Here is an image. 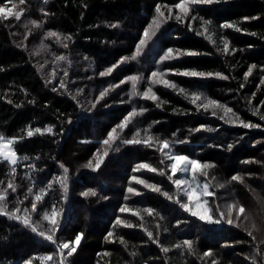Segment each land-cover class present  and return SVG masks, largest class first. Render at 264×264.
<instances>
[{
  "label": "trees",
  "instance_id": "1",
  "mask_svg": "<svg viewBox=\"0 0 264 264\" xmlns=\"http://www.w3.org/2000/svg\"><path fill=\"white\" fill-rule=\"evenodd\" d=\"M179 0H48L45 5L43 0H26L25 13L21 21L0 20V133L6 137H20L29 126L43 127L52 124L59 129L64 128V135L57 137L60 144L52 143V137L36 135L25 138L15 147L19 154L30 157L40 156L41 159L23 161L17 167L16 183L20 185L17 194L10 196L14 201L18 195L24 198L27 187L32 183L29 176L37 182H46L52 176L60 172L59 162H63L70 169V193L64 203V214L61 218V229L57 233L58 241L74 239L79 231H85L86 238L82 241L76 254L70 259L73 264H164L165 259L169 264H186L185 259L180 258L178 251L170 252L167 257L160 253L159 248L151 244L144 232L139 227L124 229L117 227L115 231L125 236L130 242L126 251L118 242L109 244L105 241L107 232L112 230V224L117 216L130 220L137 225L136 217L119 212L120 206L125 203L124 195L129 186V179L136 175L162 185L163 190L175 193V188L167 179V175L160 176L156 173L141 170L133 173L132 168L141 162L151 163L160 168L161 156L158 151L143 146H121V151L111 152L105 159V163L97 172H92L83 167L93 153L103 148L98 141L104 139L107 132L119 123L133 107L146 108L147 111L135 118L130 125L131 131L136 128H148L152 126V132L161 138L172 139L176 133L178 139H187L186 144H177L174 148L182 154L199 157L203 161L214 162L217 167L212 173L223 182L230 179L232 174L244 175L246 185L233 184L230 188L219 190L220 199L210 198L212 207L219 204L222 208L232 199L238 198L249 210L258 216H264V209L253 198V190L264 198V130L243 129L223 123L210 113L197 112L183 95L177 91L155 86L154 90L164 100L161 107H156L152 101L142 100L139 97L127 101L129 84L121 85L113 90L105 101H102L97 109L89 115L77 108L75 101L68 95H58L52 92L51 85H45L46 75L37 72L34 65L51 60V56L41 54L32 57L30 52L38 45L43 31L55 30L63 34H71L74 43L71 46L70 56L73 60L71 78L75 81L72 85L73 93L77 87L85 90L81 96L82 102L98 95L99 91L109 84L119 83L127 75L141 72L145 80L140 84V90L147 87V76L150 70L156 69L155 61L163 50L168 47L183 50H195L207 53L198 56H182L177 60L165 62V69L199 71H221L230 76L229 80L215 78L196 79L178 75H169L168 79L175 81L179 86L189 91H202L208 96L233 107L234 111L247 121L264 125L259 116L252 115V107L247 104L252 99V105L264 110V85H260L264 73V0H220L213 5L197 6L199 14L213 21L212 31L215 32L216 45L209 43L203 36H197L194 31H188L187 27L178 24L174 19L169 20L152 38L137 61L125 63L116 69L111 76L100 77L99 72L110 67L123 56H129L135 49L143 29L147 27L155 14L156 4L172 5ZM86 4L87 7H83ZM48 11L49 16L44 17L41 11ZM257 16L259 19L244 21V17ZM31 19L44 21L43 30L32 29V35L25 41L28 50L17 47V43L23 39L26 31L23 24ZM119 21L121 27L112 29L109 23ZM231 22L237 24L244 31L236 32L233 29H220L221 23ZM199 28V21L194 25ZM18 32L19 36L13 37L12 33ZM256 33V35H251ZM227 36L231 47L236 48L234 55L225 56L217 52V47H222L221 36ZM49 47L58 53H64L54 40H48ZM87 56L92 61L89 66L84 60ZM250 64H256L257 68L245 82L244 72ZM47 71H51L50 63L46 65ZM91 76L92 79H87ZM245 83L241 89L239 86ZM259 85V88H258ZM26 89L28 95L21 91ZM252 93H256L252 98ZM13 101L7 103L5 99ZM34 99L35 104L28 103ZM107 103L109 107H105ZM15 104H22L20 108ZM47 104L49 107H44ZM60 113L70 114L73 120L71 125L66 123L67 116H59ZM222 114V113H221ZM158 122V123H154ZM211 127L215 132H190L196 127ZM130 138L131 132L125 130ZM243 137V139H239ZM81 140H89L91 143L82 144ZM235 143L231 151L227 150V144ZM214 145V147H209ZM53 157H56L54 160ZM244 160H256L258 163L244 164ZM29 163H36L42 171L32 172L27 167ZM9 167L6 163H0V180L7 183ZM170 174V173H168ZM202 179V178H201ZM143 193L139 197H131L127 203L134 207H154L162 212L165 220L145 216L146 225L155 231V224L161 223L169 229L162 234L165 245H172L179 240L192 239L196 241L198 253L212 250L218 264H248L244 255L251 251V238L241 228H233L228 225H206L194 217L188 216L179 206L166 200L159 193L144 189L141 185L133 184ZM89 189L96 190L98 196L84 198L80 194ZM35 190H38L35 189ZM215 190V189H214ZM106 195L108 199L100 197ZM30 199L25 204L30 206ZM60 190L58 186L45 200V207L49 208L53 203L59 207ZM14 206V205H13ZM43 209H41L42 211ZM39 219V217H35ZM186 219L188 222L174 227L177 219ZM46 226V222H45ZM237 240L247 243L237 244ZM135 245L136 248H133ZM231 245V247H225ZM264 247V246H262ZM137 250L140 255L133 258L129 252ZM110 251V257L98 255L101 252ZM55 252V245L44 241L28 229L6 217H0V264H23V260L31 257H40ZM159 259H154V258ZM190 264H201L196 256L187 257ZM33 264H40L37 259Z\"/></svg>",
  "mask_w": 264,
  "mask_h": 264
},
{
  "label": "snow or ice",
  "instance_id": "2",
  "mask_svg": "<svg viewBox=\"0 0 264 264\" xmlns=\"http://www.w3.org/2000/svg\"><path fill=\"white\" fill-rule=\"evenodd\" d=\"M219 2L220 0H179V2H176L171 6L168 4H156L154 9L155 14L152 16L147 27L143 29V33L139 38L138 43L135 45L134 51L129 56L121 57L119 61L113 63L110 67H106L104 71H100L99 76L102 78L111 76L121 65L137 61L144 52V49L149 45L152 38L155 37L162 26L171 19H174L178 24L186 26L188 31H194L197 36H203L209 41V43L215 46V32L212 31L213 21L201 16L197 6L213 5ZM43 3L46 5L48 0H43ZM25 5L26 0H0V20L21 21L26 10L24 7ZM83 7H87V5L84 4ZM41 11L44 17L50 15L48 11H44L43 9H41ZM256 19H259V17L252 16L243 18L244 21ZM196 21H199L198 29L194 26ZM44 23V21H38L36 19L26 21L23 24L26 31L23 34V39L17 43V47L22 50H28L25 41H28L29 36L32 35V29L43 30ZM107 26L112 29H118L121 27V24L117 21L115 23H109ZM219 28L233 29L236 32L244 31L237 24L231 22L221 23ZM12 35L13 37H16L19 36L20 33L13 32ZM251 35H256V33H251ZM50 39L54 40L59 48L64 49V53H58L57 51L52 50L46 43V41ZM220 42L222 47H217V52H222L225 56H228L234 55L237 51L236 48L231 47L230 40L227 36L222 35ZM73 43V35L63 34L59 31L49 29L43 31L39 44L33 47L30 56L36 57L40 56L42 53L51 56L50 61L39 63L38 65H34V67L37 68V72L46 75L45 85H51L50 90L52 92L57 93L58 95H68L73 101H75L77 108H79L81 112H86L91 115L97 109V106L100 105L102 101H105L106 97H108L113 90L125 84L130 85V89L127 93L128 100L121 101V103L131 102L133 98L139 97L142 100L152 101L156 104V107L159 108L166 103V101H164L154 90V87L159 85L164 88L173 89L177 91V94L183 95L197 112L203 111L205 113H210L213 117H216L223 123L234 127L264 130V125L245 120L240 114L234 111L233 107L208 96L202 91H189L188 89L179 86L175 81L168 79L169 75H178L196 79L215 78L229 80L231 78L221 71L206 72L191 69L181 71L179 69H165L162 67L165 62L177 60L182 56L192 57L207 54L195 50L174 49L172 47L163 50V54L159 55V59L155 61L156 69L150 70V75L146 78L147 87H145L143 91L140 90V84L145 80V76L143 73L137 72L136 74L125 76L124 79L119 81V83L109 84L108 87L102 88L98 95L91 99L86 98L85 101L82 102L80 97L85 95V90L77 87L76 91L73 93L71 87L76 83L71 78L73 60L71 59L70 52ZM84 60L88 61L90 67L92 66V61H90L87 56L84 57ZM49 63L51 65L50 72L47 71L46 67ZM256 68V64L249 65L247 71L243 74L245 82L248 81L249 77L253 74V70ZM0 71H4V69L0 67ZM261 72L264 73V67L261 68ZM87 79L91 80L92 77L88 76ZM260 85H264V76L261 77ZM239 87L243 89L245 83H241ZM21 91L24 92L25 95H28L26 89L21 88ZM255 95L256 93H252V98H255ZM5 99L7 103H13L12 100L7 99V95H5ZM28 103L35 104L36 101L32 99L29 100ZM247 104L252 107V115L259 116V119L264 121V110L260 107L253 106L252 99H248ZM261 104L264 105V101H261ZM22 106V104H15V107L17 108ZM104 106L109 107L107 103H105ZM44 107L47 108L49 105L45 104ZM145 111H147L146 108L140 107L137 109L136 107H133L119 123L107 132L104 139L98 141L103 148V151H101L100 148H97L95 153H93L92 158L89 159L83 167L92 172H97L105 163V159L109 154L111 152L119 153L121 151V146H143L160 153V164L163 165V167L157 168L151 163L141 162L137 163L132 168V172L138 173L141 170H145L147 172L156 173L160 176L167 175V179L172 183L176 191L175 193H170L169 191L163 190L162 185L158 183L150 182L148 179L133 175L128 181L129 186L124 195L125 203L120 206L119 212L136 217L140 223L137 225L130 220L117 216L112 224V230L108 231L105 236V241L109 244L118 242L127 251L130 242L124 235L117 233L115 229L117 227L124 229L139 227L146 235L147 240L159 248L160 253L165 257H167L170 252L178 251L180 258L185 259L186 264H190L186 258L191 256L198 257L201 264H218V261L213 258L214 253L212 250L203 251L202 254L198 253L196 241L192 239H183L172 245H165L162 241V234L168 233L169 229L163 227L161 223L157 222L155 224V231H153L145 222V216L154 219L158 218L159 221L165 220V216L162 212L151 206L134 207L127 203L131 197H139L143 195V193L137 190V188L131 186L136 184L141 185L144 189L151 192L159 193L166 200L177 204L184 213L188 214V216L194 217L203 224L209 226H223L226 224L233 228H241L246 235L251 238V251L249 254L244 255V260L248 261V264H264V247H262L264 246V216H258L252 210L247 209L238 198L232 199V201L226 203L223 208L219 204L213 208L210 203V198H215L217 200L220 199L218 194L219 190L230 188L234 183L247 186L244 175L240 173L232 174L230 179L221 182L218 177L212 173V170L217 167L214 162L203 161L199 157H192L188 154H182L174 150L177 144L189 143L190 141L187 139H178L176 133H173V138L171 140L161 138L152 132V126L143 129L136 128L135 131H131L130 125H133L135 118L143 115ZM59 116H67L66 123L69 125L73 123L70 114L60 113L58 114V118ZM125 130L131 132L130 138ZM189 131L215 132L217 129L201 126L190 129ZM36 135L51 136L53 138L52 143L59 145L60 140L57 139V137H62L64 135V128L61 125L59 129H56L52 124L43 127H33L29 125L24 130L23 136L11 138L0 133V163H6L9 167L7 183L5 184L4 181L0 180V217H6L9 221H14L20 224L22 228L30 230L35 235L41 237L44 241L55 245L54 253L25 259L23 260V264H33L37 259L40 261V264H73V261L70 258L77 253L79 246L86 238L85 231L77 232L72 240L58 241L57 239V233L61 229V218L64 214L63 205L68 200L70 193L69 167L63 162H59L58 167L60 172L57 175L52 176L46 182H40L43 186L39 187L37 182L29 176L28 178L29 180H32V183L27 187L24 198L20 199L17 195L14 201L10 200V196L17 194L18 188L20 187V185L16 183L17 167L20 161H29L33 159L38 161L41 159L40 156L30 157L27 154L21 156L15 145L21 142L25 136L27 138H32ZM239 139L242 140L243 137H240ZM91 142L92 141L89 140L80 141L82 144ZM235 143L236 142L227 144V150L231 151L235 146ZM209 147H214V145H209ZM53 159L55 160L56 157H53ZM243 163L247 165L258 163V161L244 160ZM262 166H264V164H262ZM27 167L31 169L32 172L42 171L36 163H29ZM57 186L60 190L61 197L59 207L56 203H53L49 209L45 207L47 204L45 197L52 193ZM37 188L38 190H35ZM80 195L84 198L90 196L96 197L98 196V192L89 189L88 191L82 192ZM29 198H31L30 206L25 204V201L29 200ZM100 198L104 200L108 199L106 195H103ZM253 198L261 205V208L264 209V198H262L255 190H253ZM41 209L43 210L41 211ZM37 216L39 219L35 218ZM187 222L186 219L178 218L174 227L179 228L181 224ZM236 243L241 244L247 242L237 240ZM132 247L136 248L135 245H132ZM225 247H231V245H225ZM98 255L110 257L112 252L104 251ZM139 255L140 252L137 250L129 252V256L133 258ZM154 259L159 258L157 257ZM126 264H132V262L126 261ZM145 264H149V262L145 261ZM164 264H169V260L165 259Z\"/></svg>",
  "mask_w": 264,
  "mask_h": 264
},
{
  "label": "rangeland",
  "instance_id": "3",
  "mask_svg": "<svg viewBox=\"0 0 264 264\" xmlns=\"http://www.w3.org/2000/svg\"><path fill=\"white\" fill-rule=\"evenodd\" d=\"M190 178V177H189Z\"/></svg>",
  "mask_w": 264,
  "mask_h": 264
}]
</instances>
